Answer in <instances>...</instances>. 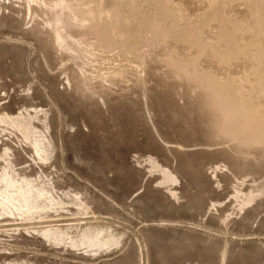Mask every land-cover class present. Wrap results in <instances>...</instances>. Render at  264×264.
Here are the masks:
<instances>
[{"label": "rangeland", "instance_id": "374dc122", "mask_svg": "<svg viewBox=\"0 0 264 264\" xmlns=\"http://www.w3.org/2000/svg\"><path fill=\"white\" fill-rule=\"evenodd\" d=\"M0 264H264V0H0Z\"/></svg>", "mask_w": 264, "mask_h": 264}]
</instances>
